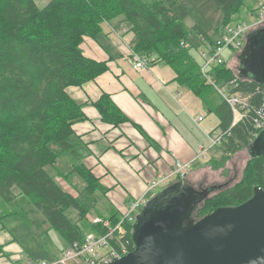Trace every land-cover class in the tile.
I'll use <instances>...</instances> for the list:
<instances>
[{
  "label": "trees",
  "instance_id": "trees-1",
  "mask_svg": "<svg viewBox=\"0 0 264 264\" xmlns=\"http://www.w3.org/2000/svg\"><path fill=\"white\" fill-rule=\"evenodd\" d=\"M190 1L51 0L38 8L33 0H0L2 226L5 225L4 218L17 216L28 226H36L34 230L40 229L41 222L35 224L27 216L28 208L40 213L42 222H47L62 235L65 247L81 241L88 231H102L100 225L87 220V212L96 200L95 192L104 188L81 162L84 144L72 125L83 118L82 105L68 95L67 88L80 86L107 70L105 61L86 57L80 47L83 37H96L103 31L105 22L122 17L134 34L130 49L143 57L155 54L159 61L167 63L176 73L175 80L180 85L188 87L208 106L214 104L210 109L218 117V127L223 130L229 127L232 120L230 107L206 83L200 72V61L188 45V30L183 20L190 12ZM211 1L222 15L217 32L240 19L237 14L244 0ZM181 42H184L183 46ZM240 52L235 54L238 62ZM210 74L215 83L224 86L229 93L247 96L251 105L244 119L233 126L219 144L225 153L222 159H225L239 149H247L262 130L255 128L254 120L259 118L264 105V93L260 91L264 87L241 76L239 68L234 72L228 62L213 66ZM232 80L235 82L230 83ZM215 97H218L216 103ZM95 106L106 122L118 125L127 120L106 94ZM249 157L242 180L233 187L209 195L199 205L194 219L219 206L243 203L252 196L255 186L264 191V155ZM61 158L66 159L72 167L71 172L85 184L78 195L63 190L55 180L54 176L69 177V172L64 173L56 166ZM184 179L185 176H178L176 181L185 183ZM70 208L77 212L78 222L67 217ZM99 217L109 219L112 224L118 219L115 213L108 218ZM124 228L132 250V224H125ZM26 258L38 261L28 250Z\"/></svg>",
  "mask_w": 264,
  "mask_h": 264
},
{
  "label": "crops",
  "instance_id": "crops-1",
  "mask_svg": "<svg viewBox=\"0 0 264 264\" xmlns=\"http://www.w3.org/2000/svg\"><path fill=\"white\" fill-rule=\"evenodd\" d=\"M103 25V31L96 37L84 36L80 47L86 57L105 61L107 70L80 86L68 87L67 93L82 105L83 118L72 125L84 144L81 162L104 188L95 192V202L101 203L104 198L106 208L102 201L103 211L98 210L94 216L108 218L115 213L119 218L128 202L152 191L147 190L149 183L160 177L166 179L159 186L175 182L176 163L190 162L198 154L201 143L193 139L184 115L206 136L219 128V120L210 109L214 104L204 103L215 120L200 126L206 116L201 113L193 116L191 104L193 96L202 99L188 87L183 89L175 80L176 73L163 68L155 54H149L148 68L132 67L128 52L134 34L122 17ZM103 94L125 114L126 121L114 125L103 120L95 106ZM217 101L215 97L214 102ZM198 116L203 117L199 122ZM109 207L114 211L107 215ZM25 258V247L0 224V264H24Z\"/></svg>",
  "mask_w": 264,
  "mask_h": 264
},
{
  "label": "water",
  "instance_id": "water-1",
  "mask_svg": "<svg viewBox=\"0 0 264 264\" xmlns=\"http://www.w3.org/2000/svg\"><path fill=\"white\" fill-rule=\"evenodd\" d=\"M239 74L264 84V26L252 30L239 55ZM264 155V128L247 148ZM219 186L173 182L147 200L132 223L133 249L107 264H264V191L194 219Z\"/></svg>",
  "mask_w": 264,
  "mask_h": 264
},
{
  "label": "rangeland",
  "instance_id": "rangeland-1",
  "mask_svg": "<svg viewBox=\"0 0 264 264\" xmlns=\"http://www.w3.org/2000/svg\"><path fill=\"white\" fill-rule=\"evenodd\" d=\"M49 1L51 0H33L38 8H43L47 3H49ZM257 1L261 0H244L243 5L239 9V13L237 14L238 18H240V20L252 21V18L247 15V10L259 8V4L264 3V0H262V2ZM188 6L190 12L188 16L183 20L184 27L188 30V45L191 48L192 52L195 53L197 60L201 61L199 57L200 50H203L205 48V45H208L209 43H211V41H214V39L218 37L219 33L221 32H217L216 30L220 28L222 15L211 0H191ZM111 28L114 31L113 27ZM204 35H206L207 38H204ZM224 59L229 63V66L231 65L234 72L237 71L240 65L238 60H236L235 58V54H233L230 60L227 59V57H224ZM160 64H162L163 68H168V70L172 72V69L167 63H165L164 61H160ZM148 66L149 65L142 69H146L148 68ZM210 77L211 80L215 82L212 75ZM206 83L210 85L209 87L215 89L219 94L217 89L213 87L211 83ZM182 88L186 90V86H182ZM220 89L225 92L224 86L220 85ZM193 98L194 101L191 104L194 108V110L191 112L193 116L197 113H201L206 116V119L200 123V126L204 127L205 124L211 123L212 120L214 121V116L211 112H209L206 105L199 98H196L194 96ZM184 117L186 120V124L189 127V132H192L193 134V139L201 143L200 145L206 146L208 144L207 136L201 134L199 128L196 127V124H194L185 115ZM223 155H225V153L221 149L220 145L211 148L205 157H202V159L198 158L195 163L190 164L188 170L185 173V183L190 182L191 185L197 189L206 188L209 186L220 187L219 189L211 192L210 195H213L221 190L233 187L234 185L239 183L242 180L244 169L250 158L247 149H239L225 159H222ZM196 156L195 159H197ZM56 166L64 173L69 172V177L67 178L68 181L67 179H62L54 176L58 185L63 190L68 191L73 195H78L79 191L82 190V187L85 186V184L76 175L75 172H71V165L67 163L66 159L61 158L60 160H58ZM74 186L77 190L73 188ZM162 188V186H158L154 190L150 191V193L146 196V199L149 200L155 194H158L162 190ZM102 201L103 206H105L106 208V201L104 200V198ZM101 203L99 201L94 202L93 206H91L92 208L89 210V212H87V220L91 222L92 217L95 214H98V210L101 212L103 211L100 207ZM107 205L109 204L107 203ZM107 210V215H109L111 211H114V209L112 208ZM26 211L27 216L33 219L35 224L41 222V226H39L40 229L36 228V230H34V227L36 226H28L17 216L4 218L3 222L5 224V227L13 236L16 237V239L26 248V250L29 251V253L35 260H52L54 259V257H58L60 252L66 246L65 239L56 230L50 228L47 222H42L43 217L40 213L31 212L28 208H26ZM66 214L69 219L73 220L74 222H78V214L74 209H68Z\"/></svg>",
  "mask_w": 264,
  "mask_h": 264
},
{
  "label": "built area",
  "instance_id": "built-area-1",
  "mask_svg": "<svg viewBox=\"0 0 264 264\" xmlns=\"http://www.w3.org/2000/svg\"><path fill=\"white\" fill-rule=\"evenodd\" d=\"M248 11L247 15L252 18V21L237 19L228 23L221 29L219 36L199 52L201 75L206 79V82L211 83L217 89L226 101L232 113V120L227 129L223 130L218 128L208 133V144L206 146H199V152L196 158L205 157L210 148L219 145L229 134L230 129L244 119L251 107L247 96H242L238 93H229L226 88L225 92H223L220 86L211 80L210 77V70H212L213 66L225 63L224 57L230 60L233 54L242 50L246 42L247 34L260 26H264V3L259 8H256L255 11ZM181 45L183 46L184 42H181ZM128 54L134 69L139 70L145 68L151 62L150 58L139 56L131 49H129ZM234 82L235 80H232L230 83ZM262 85L264 87V84ZM260 91L264 93V88ZM260 112L259 118L254 120V126L259 130L264 128V105ZM202 119L203 117L201 116L196 118L197 122ZM194 159L186 163L177 162L174 173L179 177H184ZM165 179V177H160L152 181L147 185V190H154ZM146 201V197L142 195L128 202L124 212L114 224L109 219L93 216L91 223L100 225L102 231H88L84 233L81 241L72 242L60 252L58 257L52 260L42 259L32 261L31 259L25 258L24 264H107L122 257L131 251L124 226L125 224H132L135 221L136 215Z\"/></svg>",
  "mask_w": 264,
  "mask_h": 264
}]
</instances>
